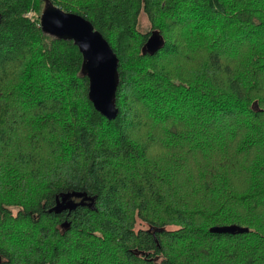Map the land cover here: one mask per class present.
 Masks as SVG:
<instances>
[{
  "label": "trees",
  "instance_id": "16d2710c",
  "mask_svg": "<svg viewBox=\"0 0 264 264\" xmlns=\"http://www.w3.org/2000/svg\"><path fill=\"white\" fill-rule=\"evenodd\" d=\"M50 1L117 53L119 114L90 101L78 46L43 32L45 0H0V220L32 229L0 236V264H264V10ZM153 30L165 46L143 55ZM66 193L92 205L50 211ZM232 224L250 230L210 231Z\"/></svg>",
  "mask_w": 264,
  "mask_h": 264
},
{
  "label": "water",
  "instance_id": "95a60500",
  "mask_svg": "<svg viewBox=\"0 0 264 264\" xmlns=\"http://www.w3.org/2000/svg\"><path fill=\"white\" fill-rule=\"evenodd\" d=\"M41 27L45 34L61 40L73 41L79 48L82 57V74L89 79V99L95 109L109 120L117 118V90L120 84L119 57L109 41L93 23L84 16L67 12L45 0V8L41 15ZM166 40L158 30H153L142 47L143 55H154L165 46ZM84 193H66L50 211L61 212L70 206L74 196L84 197ZM68 227V222L63 223ZM248 227L237 224L213 226V233L242 234Z\"/></svg>",
  "mask_w": 264,
  "mask_h": 264
},
{
  "label": "rangeland",
  "instance_id": "374dc122",
  "mask_svg": "<svg viewBox=\"0 0 264 264\" xmlns=\"http://www.w3.org/2000/svg\"><path fill=\"white\" fill-rule=\"evenodd\" d=\"M239 5L241 7L249 6V10H250V7L252 6H255L258 9L264 10V0H245L243 3H239ZM261 14H262L261 12H258L257 14H253V15H255L257 19L259 18L261 19L263 18V15ZM29 15H31V13H29ZM140 27L142 30H149L151 27L150 22L145 13L141 14ZM259 32H260V29H259ZM23 187L24 189L22 191L14 192V195L17 198L26 197L28 187L26 185V182L24 181H23ZM37 187L38 186H36L35 188ZM12 209L17 211L18 208H12ZM138 226L147 227L145 224L141 223L140 221H138ZM59 227H61V230H63L62 226H59ZM7 230H10V232H8L7 234L9 239H11L12 241L19 242L20 240L24 241L25 239H28L26 238V234L28 233L29 230H32V229L27 224L21 221L13 222L12 220H9V219L0 220V236H6L5 233ZM12 251H15V248H13Z\"/></svg>",
  "mask_w": 264,
  "mask_h": 264
},
{
  "label": "flooded vegetation",
  "instance_id": "af4514ba",
  "mask_svg": "<svg viewBox=\"0 0 264 264\" xmlns=\"http://www.w3.org/2000/svg\"><path fill=\"white\" fill-rule=\"evenodd\" d=\"M71 203L73 204V207L68 206V207L64 208L63 211L67 212V211H70L73 209H77L80 205L81 206L87 205L89 207L92 205V202L90 200L85 199L83 197H78V196L73 197Z\"/></svg>",
  "mask_w": 264,
  "mask_h": 264
}]
</instances>
